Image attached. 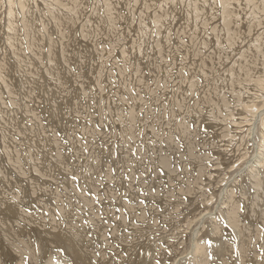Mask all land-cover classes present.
I'll use <instances>...</instances> for the list:
<instances>
[{"label":"rangeland","instance_id":"374dc122","mask_svg":"<svg viewBox=\"0 0 264 264\" xmlns=\"http://www.w3.org/2000/svg\"><path fill=\"white\" fill-rule=\"evenodd\" d=\"M224 1L0 0V264H190L249 220L264 0Z\"/></svg>","mask_w":264,"mask_h":264},{"label":"bare ground","instance_id":"6f19581e","mask_svg":"<svg viewBox=\"0 0 264 264\" xmlns=\"http://www.w3.org/2000/svg\"><path fill=\"white\" fill-rule=\"evenodd\" d=\"M49 7L51 8L52 12H56L57 15L62 18V19H66L67 18V14L69 13L67 11V13H63V14H59L62 11H66L64 7H62L61 5H56L57 0H44ZM231 1L232 3H239V0H226L224 1V8L227 7V3ZM255 0H247V2L245 3L247 5H253L252 8L253 10L251 11V17H255V15L258 13L259 8L255 5ZM19 10V9H18ZM248 11V10H247ZM254 20V18H253ZM170 23V22H169ZM169 26V25H168ZM14 28V26H11V30ZM169 29V28H168ZM225 31V30H224ZM225 35V33H224ZM226 36V35H225ZM263 39L262 36H260L259 38H256L257 42L256 44H258L259 42H261ZM255 42V40H254ZM75 47V46H74ZM245 48V47H244ZM85 48H83L84 50ZM257 49V48H256ZM247 51V50H246ZM245 53V52H244ZM60 56V55H59ZM245 56V55H244ZM34 61V60H33ZM48 62V61H47ZM50 62V61H49ZM45 63V61H44ZM49 64V63H48ZM244 67V66H243ZM54 69V67H53ZM59 75V74H57ZM72 76V75H71ZM40 79V77L38 78ZM37 79V80H38ZM50 79V78H49ZM71 79V77H70ZM55 80V79H54ZM56 81V80H55ZM36 82V81H35ZM39 82V80H38ZM37 82V83H38ZM41 82V81H40ZM33 83V82H32ZM39 87V86H38ZM37 88V87H36ZM37 90V89H36ZM22 92V91H21ZM56 92V91H55ZM54 92V93H55ZM53 94V93H52ZM22 95V94H21ZM205 95V94H204ZM43 96V95H42ZM23 98V97H22ZM61 98V97H60ZM63 100V99H62ZM61 100V101H62ZM60 101V104H61ZM66 104V103H65ZM58 105V104H56ZM69 107V106H68ZM22 111V110H21ZM253 119L251 122V129L250 132L251 134V139L249 140L250 143H253V145L256 148V154L254 153V157L252 160H250L246 166H245V170L242 171H246L247 169H252L255 171V177L253 179H255V182H259V187L258 190L260 191L259 194H256L255 192L253 194H251L252 192L249 191L248 189L246 191L243 192L242 195H244L245 197H247V200H252V206L250 207L251 211L249 213V220H247V222L243 221L241 218V216H239V214H237V220L235 219L237 224H232L233 226H230V230H231V238L229 243H227V245L222 242L219 241L216 237V235H220V228H213V231L210 233L211 237H209V239H212V241H210V245L206 244V240L201 241V239H198L196 242H193L192 244V250L189 251V255L182 257L181 259L191 256V259H189L190 264H207V259H209V261H212L213 259H220L221 260V256H225L226 253H231V250L233 251L234 248V238H235V243L237 244V252L239 253V258L237 259L240 260V258H242V263L241 264H264V256L263 258L259 259V251H254L255 248L258 247H263L264 249V224H258L256 223V225H254V222L256 220L257 215L260 216V218L262 219L261 221H263L264 223V171L261 169L260 164L264 162V151H263V144L260 143L258 141H254L253 136H256V134L258 133V129H257V123L260 122L261 124V133L260 136L262 137V141L264 142V120H261V116L259 115V112H264V106L260 108V111H257V109H254L253 111ZM210 115V114H209ZM64 117V116H62ZM65 118V117H64ZM216 121V120H215ZM3 128V127H2ZM7 129V127H6ZM8 134V133H7ZM8 136V135H7ZM259 158V160L257 159ZM35 166V165H34ZM263 166V165H262ZM264 167V166H263ZM58 168V167H56ZM61 168V167H60ZM62 169V168H61ZM63 170V169H62ZM256 170L259 171L260 173H256ZM239 173H241V171H239ZM257 174H259L257 176ZM260 176V177H259ZM258 177V178H257ZM64 183V182H63ZM65 184V183H64ZM68 187V185H67ZM237 189V188H236ZM223 193H221L222 196ZM239 194V193H238ZM242 198V196H241ZM242 200V199H241ZM246 200V201H247ZM246 204V203H245ZM12 205V203H11ZM16 205V204H15ZM14 205V206H15ZM248 205V202H247ZM250 205V204H249ZM7 206V205H6ZM16 208V207H14ZM249 208V207H248ZM7 209V213H15L17 214V212L12 208H6ZM5 209V211H6ZM245 209V207H244ZM1 210V209H0ZM4 210V209H3ZM247 211V209H246ZM220 214V213H219ZM245 214V213H244ZM4 215V214H3ZM7 215V214H6ZM5 215V216H6ZM218 215V214H216ZM223 215V214H222ZM14 216V215H13ZM3 217V216H2ZM1 217V218H2ZM7 217V216H6ZM5 217V218H6ZM211 218L214 219L215 218V214L213 215V213H204L200 218H198L199 220H205V218ZM218 219V218H217ZM216 220V219H215ZM230 220V219H229ZM246 220V219H245ZM203 221L202 223L199 225V227L196 226L195 232L197 233L199 231V228L203 225ZM254 221V222H253ZM9 224V223H8ZM11 225V224H10ZM9 226H7L6 223V227H4V229L7 232H10V229H8ZM3 229V230H4ZM55 230V229H54ZM51 232V231H50ZM55 232V231H54ZM75 232V231H74ZM57 233V232H56ZM224 233V232H223ZM53 234V233H52ZM55 234V233H54ZM60 234V233H59ZM80 236V235H79ZM78 237V236H77ZM216 237V238H215ZM233 237V238H232ZM63 238V237H62ZM75 238V237H74ZM61 239V238H60ZM77 239V238H75ZM240 239V242H239ZM54 241V240H53ZM56 241V240H55ZM63 242V241H62ZM58 243V242H57ZM133 245V244H132ZM148 247V246H147ZM152 248V247H151ZM153 250V249H152ZM264 251V250H263ZM154 252V251H153ZM139 255V254H138ZM227 257V256H226ZM212 258V259H211ZM224 258V257H223ZM188 259V258H187ZM229 259V257H228ZM227 259V260H228ZM53 260V259H50ZM217 261V260H216ZM223 262L226 260H222ZM241 261V260H240ZM212 263V262H211ZM210 263V264H211ZM147 264V263H146Z\"/></svg>","mask_w":264,"mask_h":264}]
</instances>
